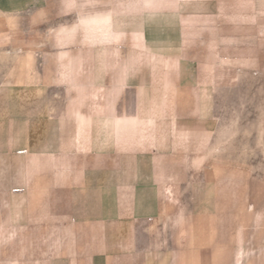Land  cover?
Returning <instances> with one entry per match:
<instances>
[{"label":"crops","instance_id":"crops-1","mask_svg":"<svg viewBox=\"0 0 264 264\" xmlns=\"http://www.w3.org/2000/svg\"><path fill=\"white\" fill-rule=\"evenodd\" d=\"M0 58V264H264V0H0Z\"/></svg>","mask_w":264,"mask_h":264},{"label":"rangeland","instance_id":"rangeland-1","mask_svg":"<svg viewBox=\"0 0 264 264\" xmlns=\"http://www.w3.org/2000/svg\"><path fill=\"white\" fill-rule=\"evenodd\" d=\"M1 60V58H0ZM2 68V65L0 64V69ZM263 76L260 77H255L249 74H246V79L245 82L246 84L244 85V88H241L239 90H237L235 93V97L236 95L238 97V99H242L241 101H244L243 99H246V101L248 102V100L253 99L252 101L254 103H258V100L262 97V89H261V85L264 86V73L261 72ZM242 79V78H241ZM249 79L251 80L248 84L247 82L249 81ZM237 81V80H236ZM248 110H251L252 113L256 114L257 116L259 115L260 119H261V115L264 114V105L262 104H256V105H252V106H247L246 107ZM240 109H242V107H240ZM253 115V114H252ZM263 116V115H262ZM250 123V124H254ZM258 124V122H257ZM252 140V139H251ZM253 145H251V147H249L250 149V153L246 154V155H242L245 156L247 158V160H249L254 167V170L256 172V174L264 180V145H263V140L262 138L259 140V138H255L253 141ZM245 158V159H246Z\"/></svg>","mask_w":264,"mask_h":264}]
</instances>
